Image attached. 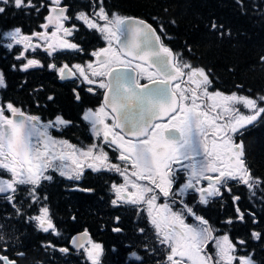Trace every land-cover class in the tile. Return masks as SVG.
I'll return each instance as SVG.
<instances>
[{"label": "snow or ice", "instance_id": "snow-or-ice-1", "mask_svg": "<svg viewBox=\"0 0 264 264\" xmlns=\"http://www.w3.org/2000/svg\"><path fill=\"white\" fill-rule=\"evenodd\" d=\"M13 2L18 9L34 7L32 0ZM0 3L7 4L9 0H0ZM50 4L49 15L41 28L52 25L54 30L26 35L17 27L0 33V38L10 41L7 48L22 45L25 51L35 50L42 45L34 44V37L44 41L49 55L60 49L79 48L65 39L75 29V25L69 28L64 24L70 19L66 6H60L61 0H50ZM4 11L0 7V13ZM76 19L100 32L107 47L94 51L95 61L86 65L69 67L65 63L59 68L55 64L48 67L55 69L61 78L77 77L78 73L89 85L95 86L89 87V92L97 88L105 90L100 106L85 110L83 115L94 137L103 139L86 148L77 147L67 140H57L49 132V128L70 123L62 116L43 123L39 116L26 114L11 102L6 106L0 104V170L11 176V179L0 177V194H6L8 201L14 202L18 186H36L42 179H51L45 175L48 169L74 180L80 179L85 167L93 171H115L123 183L112 184L116 196L112 204L143 207L158 243L167 249L166 264H235L236 261L255 264L251 254L237 257L236 244L230 237L215 236L216 230L209 221L197 215L183 197L194 191L199 194V203L207 204L210 198L222 195L221 189L227 187L229 180L238 181L249 190L262 183L248 168L242 143H235L232 137L264 115L261 106L264 96L253 98L236 92L209 91L212 82L204 68L184 61L180 53L164 43L152 24L116 12L109 14L102 0L92 16L79 12ZM216 27L213 23L212 28ZM61 32L63 36L59 35ZM159 32H164L163 25ZM25 51L16 58L27 59ZM39 65V60L27 59L22 70ZM3 83L0 74V85ZM239 105L248 114L241 112ZM106 147L119 152L117 160L121 163L110 160ZM181 172L185 179L179 184L177 177ZM202 181L207 182V187ZM227 190L231 192L230 188ZM31 198L33 202L38 199L35 187ZM160 198L164 203H158ZM238 200V196L233 197L234 202ZM177 204L181 206L179 211L174 210ZM236 211L242 220L244 214L239 208ZM186 216H191L196 223H187ZM30 219L37 221V227L44 232L51 230L58 234L47 206L41 207L39 214ZM139 231L142 233L144 229ZM252 236L259 239L260 233L253 232ZM210 242L216 249L215 256L207 253ZM238 243L243 245L245 241ZM72 244L84 250L91 264H99L102 245L91 239L87 229L73 237ZM129 257L141 259L134 251ZM0 262L16 264L2 255Z\"/></svg>", "mask_w": 264, "mask_h": 264}, {"label": "trees", "instance_id": "trees-1", "mask_svg": "<svg viewBox=\"0 0 264 264\" xmlns=\"http://www.w3.org/2000/svg\"><path fill=\"white\" fill-rule=\"evenodd\" d=\"M74 1L84 5L85 9L82 11L88 9L91 4L89 0L82 2L73 0V3ZM32 2L34 3L33 0ZM94 2L96 5L99 4L98 0ZM102 3L110 12L116 10L122 14L139 16L148 20L158 32L163 25L164 32L159 34L164 43L176 53H180L184 61L194 67L204 68L209 73L214 89L238 91L252 96L264 94V61L261 60V57H264V0H102ZM1 5L5 7V11L0 13L2 30L10 27H20L22 30L34 28L44 19V15L36 14L33 8H16L13 0H9L7 4L0 3ZM70 10H72L71 20L76 29L69 38L79 48L63 53H67L64 57L69 56L72 61H80L89 57V50L96 42H99L100 35L96 30H88L82 21L76 19L77 4ZM213 23L217 26L215 29L212 28ZM17 53L16 48L6 51L2 45V72L6 81V87L2 89V101L11 102L19 107L28 106L29 111L35 113L34 100L38 99L39 107L41 103H44L47 106L46 109L51 112L62 110V113L70 119L75 118L80 103L74 101L70 88L56 82L54 76L48 72L47 66L20 70ZM40 59L47 63L50 57L43 54ZM252 127L244 134L248 163L254 172L258 170L264 176V115L261 123H256ZM87 177V188H92L93 194H86L83 200L80 199L79 194H76V197L53 194L57 203V213L62 220L66 221L64 228L85 223L92 230H98L99 226H102L100 225L102 221L110 223L112 220V217L107 214L109 206L106 202L99 200L100 195L97 194L98 190L102 189V185L97 186L95 180L89 175ZM4 206L14 213L8 207L13 205L6 203ZM216 209L217 213L222 215L226 214L227 210L230 215L234 212L232 206L224 207L223 210L219 207ZM22 211L21 219L27 212ZM142 214L134 210L120 212L122 222L118 224V227L126 232L114 235L109 232L107 226L103 225L104 232L99 233L110 236H104L106 244L115 242L118 245L121 264L127 263L124 254L129 246L143 243L134 238L135 235H139L137 229L144 225L131 223V219L144 222L146 218ZM71 217L75 218V222L70 221ZM1 218L2 206H0ZM256 218L258 223L255 225L251 220H247L245 230L234 222L230 232L234 234L233 243L236 244L240 256L251 254L256 264H264V242L253 239L246 230L247 228L262 229L261 237L264 239V216L257 215ZM11 229L16 240L13 244L25 254L27 252L28 260L34 261L31 253H34L36 248L39 253L38 262L43 263L39 246H44L42 243L44 240L36 241L24 223L21 228L15 225L11 226ZM150 233L153 234V231ZM243 233L247 235L243 236ZM239 238L245 241L243 245L236 240ZM65 242L54 243L59 247L66 245ZM163 256L164 253L155 260L143 257L140 261H131L133 264H166ZM71 261L63 262V256L56 253L53 264H77L76 259L71 258Z\"/></svg>", "mask_w": 264, "mask_h": 264}, {"label": "flooded vegetation", "instance_id": "flooded-vegetation-1", "mask_svg": "<svg viewBox=\"0 0 264 264\" xmlns=\"http://www.w3.org/2000/svg\"><path fill=\"white\" fill-rule=\"evenodd\" d=\"M33 1H34L33 3L34 7L32 8L34 9L35 13L36 14L41 13L42 15H44V19H45V17L49 15V7L51 6L50 0H33ZM82 1H85V0H81V2ZM89 2H91V4L89 5L88 9H86L85 11H82L83 9H85L84 5L79 4L77 1H74L73 3V0H61L60 6L62 7L66 6L67 8L66 14L70 18L72 15V10H70V8L72 9V6L76 4H77V10L75 11V17L77 13L79 12H85L89 16H92L93 12L98 10L101 0H98L99 4L97 5L95 4L94 0H89ZM103 6L105 7L106 11L109 14H111L112 12L119 13L116 10H113L112 12H110L105 5ZM37 9H39V11H37ZM119 14L123 16L127 15V14H122V13H119ZM67 21L68 20H66L65 23H67ZM45 22L42 21L39 23V25L41 23L44 24ZM39 25L35 26L34 28H25L24 30H22V33L23 34L27 33V35H30L34 31L44 32V31H48L52 29L50 27L48 29H43ZM69 28H72V26H69ZM87 29L89 30L88 27ZM33 43L40 44L42 46L44 45V41H40L35 37L33 38ZM18 46H19L20 51H25L22 45H18ZM42 46L38 48H42ZM104 47H107V43L101 35L99 42H96L93 45V47L89 50L88 58H85L80 61H76V60L72 61L69 56L64 57L65 54L67 53L57 52V51H62V50L67 52L69 49H60L56 51L57 54L52 56L51 59L47 63H45L42 59H39L40 65L33 67V68H43L44 66H47L48 72L54 76L56 82L69 87L71 93L73 94L74 101L80 103L78 114L75 116V118L70 119V117L62 113V110H56V111L51 112L46 109L47 108L46 104L41 103L39 107L38 105L40 103L38 99L34 100L35 107H36L34 114L44 119L45 121H42L43 123H47L50 120H54L57 115L62 116L63 119L66 121H70V123L67 125L59 126L56 128H49L50 134L57 140H67L69 141L70 144L76 145L77 147H83V148H86L90 146L91 144L96 143L97 140L102 141L103 139L102 137L100 138L94 137L93 132L91 130V126L88 121L83 119V115H84L85 110L89 108L95 110L97 107L100 106V104L103 101L105 90L97 88L95 92H89L88 88L95 87V86L89 85L86 81L83 80L82 77H79L78 73H77V77H74V79H70V78L68 79L67 76H65V78L63 79L61 78V75L55 69H50L48 65L55 64L57 68L61 67L65 63L68 64L69 67L75 64L86 65L88 62L95 61L96 58L92 55V53ZM38 48H36L35 50H33L32 48H29L25 52H31V54L36 55V51L38 50ZM7 62L10 63V61H7ZM0 74H2V47H0ZM144 81H147V80H141V82H144ZM209 91L211 92L220 91L225 94H231L233 92H236L239 95L251 96L253 98L262 96V94L252 96V95H248L246 93H242L238 91L230 92V91H222L219 89H214L212 87V83L209 86ZM77 93L79 94V99H77ZM0 104H2V85H0ZM261 106L264 107V103H262ZM238 107L240 108L241 112L248 114V110L243 108L242 105H239ZM21 109L25 113L26 111H29L28 106H22ZM262 117L263 115L259 117L253 124L246 126L245 128L241 129L237 133L233 134V137H232L235 143L237 144L242 143L245 162L248 168L250 169L252 175L254 177L260 178V181L262 183H260L258 186H255L252 190H249V188L246 185L238 181L229 180L227 187L221 189L222 195L210 198L207 204L199 203V194L194 191H189L183 197L184 202L187 203L190 207H192L197 215H200L209 221L212 227L216 230L214 232L215 236H223L224 234H227L230 237L232 242H234L235 240L232 239V236L234 234L230 232V229L233 227L232 224L234 222H235V225L239 224L245 230V225H247L246 224L247 220H251L252 224L255 225L256 223H258V218H256L257 215L264 216V176L258 170L254 172L250 164L248 163L249 158L247 155L246 144L244 140V134L246 133V131H248L249 129H252L253 128L252 126L254 124L261 123ZM162 122L166 123L167 120H164ZM109 123H111L110 120H109ZM105 151L108 152L110 160L113 163H121L120 161L117 160V156L119 155V152L115 151L114 148L106 147ZM45 175L50 176L51 179H42L40 184L36 186H33V185L18 186L17 191L14 194L15 196L14 203L15 204L20 203V205L19 206H8L11 209L13 208L16 209L17 207H23L22 204L24 205L29 200L27 197L30 194L32 211L29 214V218L27 219L22 220L19 217V213L17 212L15 216H13V213L7 214L5 212L7 206H3L8 201L7 196L6 194H0V206H2V218L0 219V237H2V239H0V254L6 255L10 260L15 261L16 264H20V262L21 264H53L55 261V254L59 253L63 255L64 257L63 260L66 262L67 259H69L71 256H74L72 255V252L69 251V248L67 247L68 249L67 252H62V251L56 252L53 250V246L51 243H53L56 240L68 241L70 236L74 232L87 229L91 239L94 242L102 245L103 251L99 257V264H121L119 262L120 256H118V248H119L118 245L115 242L112 244L111 243L106 244V242L104 241V236H107V237H110V236L108 234L101 235L99 233L102 231L104 232L103 225L107 226L111 234L117 235L118 233L121 232V231H114V229H116L118 224L122 222V219H121L122 217L117 207L122 206V207H129L133 209L139 208L142 211H144L142 206L131 205L127 203H118L116 205L112 204V200L116 199V196L111 186L113 183H116V184L123 183V178L115 171H108L106 169H102L100 171H93L91 168H88V167L84 168L79 180L68 179L66 176L60 175L59 171L55 169H48ZM87 175H89L91 179L96 181L95 184H97V186L102 185V189L100 190L97 189L98 190L97 194L100 195L99 200L106 202L107 206H109L110 209L107 210L109 212V213L107 212V214H109L112 217V220L110 221V223L102 221L100 223V225L102 226H99L98 230H92L85 223L84 224L79 223L77 226H70V228H64L63 225L64 223H66V221L65 219L62 220L59 217V214L57 213L58 211L56 210L57 203L55 201V196H53V194L68 195L70 197H76V194H79L80 199L83 200L86 194L88 193L93 194L92 193L93 190L91 188H87V178H88ZM0 177L11 179L10 174L4 170H0ZM177 179L179 181V184L184 183V179H185L184 173L183 172L179 173ZM201 183L203 184V186L207 187L206 181H202ZM179 184H177L176 187H179ZM33 187H35V193L38 197L36 202H33L31 198V191ZM228 188L231 189V192L227 190ZM8 195H12V193H9ZM234 196H238L239 200L234 202L233 201ZM158 203H164V199L160 198ZM43 206L48 207L50 217L52 219V222L55 225L56 232L58 234L53 233L51 230H49L48 232H44L43 230L37 227V221H35L34 219H30V217H34L38 215L39 209ZM229 206H232L234 208V212L231 215L229 214L228 210L226 211V214H223V215L219 212L217 213L216 207H219L221 210H223L224 207L226 208ZM180 207L181 206L177 204L174 210L179 211ZM237 208H239L240 212L244 214L242 220L238 218V213L236 211ZM145 215L147 216L146 211H145ZM229 219L232 220V223L230 224L226 223V221ZM254 220H255V223L253 222ZM70 221L75 222V218L71 217ZM136 222H139V221L135 219H131V223H136ZM186 222L189 224L196 223V221L191 216H186ZM22 223H24V225L31 231V235L34 237L36 241L41 239V240H46L48 242V244L43 247L39 246L41 250L40 253L43 259V263L38 262L39 260L38 258L39 253L37 251L38 249L35 248L34 253H31L32 257H34V261L31 262L27 258V252L25 254L24 251H21L19 247L13 244L15 243L14 241L16 240L14 237L13 230L11 229V226L17 225L19 228H21ZM143 225H144V228H138L137 231L141 233L139 230L144 229L143 231L144 234L135 235V238H134V240L136 239L138 241H143L142 245L141 243H139L137 245L132 244L131 246H129L128 251L126 252V254H124L125 259H126V256L129 255V253L133 251L136 252L138 256H140L139 253L141 252V249L144 250L143 252L144 255H149L150 253H152L150 250V245H149V241L152 236L149 234V232L151 228L153 229V227L149 223V220H148V223H144ZM246 230H248L247 231L248 235H251V236L253 232L260 233L261 239L259 238L255 240L264 242V239L261 237L263 235L262 229L255 230V229L247 228ZM246 235L247 234L243 233V236H246ZM236 240L240 241L243 239L239 238ZM156 247L159 249L165 248L161 246L158 242L156 244ZM165 250L167 249L165 248ZM79 251H80L79 253L80 261L77 264H91V261L87 258V254L84 252V250L79 249ZM215 251L216 249L214 247V244L210 242L209 245L207 246V253L210 255H213ZM20 253H22L23 255H20ZM131 260L132 259H129L128 260L129 262L126 264H133ZM0 264H3V262H0Z\"/></svg>", "mask_w": 264, "mask_h": 264}, {"label": "water", "instance_id": "water-1", "mask_svg": "<svg viewBox=\"0 0 264 264\" xmlns=\"http://www.w3.org/2000/svg\"><path fill=\"white\" fill-rule=\"evenodd\" d=\"M129 17H136V18H139V19H143V18H140V17H137V16H129ZM143 20H145V19H143ZM145 21H147V20H145ZM148 22V21H147ZM149 23V22H148ZM151 24V23H150ZM154 27V26H153ZM68 79L70 78V79H74V77H67ZM64 79V78H63ZM144 83H148V81L147 82H144ZM81 233H83V232H78V233H76V234H74L73 235V237H76V236H79ZM73 237L71 238V240H70V244H71V246L72 247H74V248H76L73 244H72V239H73Z\"/></svg>", "mask_w": 264, "mask_h": 264}, {"label": "rangeland", "instance_id": "rangeland-1", "mask_svg": "<svg viewBox=\"0 0 264 264\" xmlns=\"http://www.w3.org/2000/svg\"><path fill=\"white\" fill-rule=\"evenodd\" d=\"M101 23H103V22H101ZM64 24H65L66 27H69V26H67V24H66L65 22H64ZM53 30H54V28H53L52 30H50V32L53 31ZM50 32H49V33H50ZM100 34H101V33H100ZM59 35H60V36H63V33L61 32V33H59ZM65 39L69 40L68 37H65ZM7 41H8V40H7ZM8 42H10V41H8ZM45 47H46V46H44V48H45Z\"/></svg>", "mask_w": 264, "mask_h": 264}, {"label": "bare ground", "instance_id": "bare-ground-1", "mask_svg": "<svg viewBox=\"0 0 264 264\" xmlns=\"http://www.w3.org/2000/svg\"><path fill=\"white\" fill-rule=\"evenodd\" d=\"M54 258V257H53ZM20 262V261H19ZM20 264H21V262H20Z\"/></svg>", "mask_w": 264, "mask_h": 264}]
</instances>
